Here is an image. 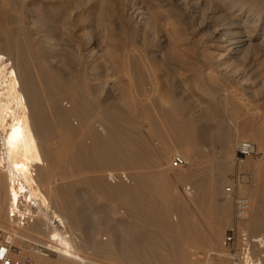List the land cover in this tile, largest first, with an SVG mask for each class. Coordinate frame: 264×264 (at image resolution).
<instances>
[{
  "label": "bare ground",
  "instance_id": "6f19581e",
  "mask_svg": "<svg viewBox=\"0 0 264 264\" xmlns=\"http://www.w3.org/2000/svg\"><path fill=\"white\" fill-rule=\"evenodd\" d=\"M40 1V11L29 13L31 17L37 18L42 27L38 29V38L30 35L32 32L24 27L21 0H0V28H5L0 32V36L6 44V49L0 50V226L7 225L8 208L19 197L22 196L28 201L36 200L40 208L39 217L25 232L29 233V236L33 233L40 237L35 239L38 243L51 236L60 247L56 250L57 257L66 264H98L84 254V251L89 249V232L87 231L85 238H81L79 245L74 246L78 241L73 238L70 229L73 224L72 215L68 210L61 211L60 206L53 202L56 194L52 200L54 191L74 190L82 181L92 189L99 188L101 193L105 192L109 200H117L119 196L125 195L120 205L128 209L130 213L127 214L137 223L167 221L169 228L173 229L172 222L175 221L177 229L184 227L187 247L185 256L189 255L191 250L198 252L199 249H212L213 242L222 239L220 221L216 225L211 224L207 239L191 237L195 231L187 209L190 206L199 209L204 203L211 205L215 198L223 196L224 200L219 201L216 210L222 219L227 218L232 200L224 193L225 186L222 194L220 192L223 185L221 175L209 174L208 177H203L205 179L194 183L191 192L189 188H185L184 191L189 192V199L180 205L179 221L174 216L167 219L165 215L171 207L170 198L172 199L170 187L166 184L169 180V170L162 168L159 159L161 156L167 161L168 149L162 151L165 147L161 149L157 143L156 147L151 149L146 144L147 149L144 151L142 141L133 139L134 137L125 132L128 125L138 124V120L126 115L117 104L108 102L107 99L100 103V99L93 96L94 87L89 85L86 67L84 70L77 68L79 66H76L75 52L72 50L76 48V30L71 20L72 0ZM157 2L155 10L162 8L174 20L183 17L187 24L194 25V21L204 27L208 45L224 53L231 61L240 63L242 58L248 59L252 56H259L264 61V0ZM53 7L61 8L54 10ZM210 20H214V23ZM174 22L178 24L179 21ZM171 23L176 30L178 25ZM221 52L219 54L222 56ZM107 62L110 71H115V74L120 71V54L109 52ZM131 70L134 71L135 79H140V71L129 64L130 73ZM211 78L209 77L210 80ZM210 97L214 99L213 95ZM219 103L227 105L225 99ZM13 107L15 111L11 110ZM5 112H9V116H5ZM206 112L207 109H203L200 116ZM168 118L164 112L160 120L170 126L172 120L169 121ZM184 118L183 116V120L176 121L177 130H171L172 136L177 140L185 137L182 131L185 129ZM145 121L156 127L159 120L146 117ZM236 139L237 136L226 138L222 146L223 153L213 169L220 172L232 169L230 162ZM250 140L259 148L262 147L258 138ZM130 144L133 145L131 150L127 149ZM158 150H161L159 157L156 155ZM189 153L188 149L185 153L188 160ZM185 156L182 158L185 159ZM155 158L158 161L153 165L154 171L147 170L144 162ZM240 166H243V170H248V164H244V161ZM156 175L164 181L153 179ZM54 176L60 180L66 177L73 180L55 186L51 184V178ZM186 177L184 174H177V178L181 180ZM145 181L149 184H144ZM253 181L254 185L241 184L238 193L249 201V210L239 228L254 234L264 231V181L260 169L253 172ZM143 188H150L157 195L145 199L141 196ZM136 231L135 233H138V230ZM23 232L12 231L17 237L22 236ZM29 236L25 238L29 239ZM100 238L98 249H102L107 236L101 235ZM33 255L48 261L39 255ZM257 264H263L262 260Z\"/></svg>",
  "mask_w": 264,
  "mask_h": 264
},
{
  "label": "rangeland",
  "instance_id": "374dc122",
  "mask_svg": "<svg viewBox=\"0 0 264 264\" xmlns=\"http://www.w3.org/2000/svg\"><path fill=\"white\" fill-rule=\"evenodd\" d=\"M21 3L24 27L32 32L30 35L38 37V29L42 27L38 24L37 18L31 17L29 13L39 12L42 1L21 0ZM72 4L71 20L76 30L74 32L76 48L72 50L75 52L73 54L76 66H79L77 68L81 67L84 70L86 67L89 85L94 87L93 96H97L100 103L107 99L108 102L117 104L126 115L138 120V124L128 125L125 132L134 137L133 139H140L144 151L147 149L146 144L151 149L156 147L157 143L161 149L165 147L162 151L165 149L169 151L167 161L159 155L161 150H158L159 153L156 151V155L160 156L162 168L169 170V180L166 184L170 187L172 199L170 198L171 207L165 215L167 219L174 216L179 221L180 205L188 201V194L193 191L194 183L205 179L203 177H208L209 174L221 175L223 179L221 194L229 177L237 173L246 175V184L254 185L253 172L260 169L264 181V61L261 57L242 58L240 63L231 61L224 53L208 45L204 27L194 21L192 22L194 25L187 24L183 17H177L176 20L179 22L175 23L176 20L167 15L164 9L155 10L157 0H72ZM59 8L61 7H53L54 10ZM171 22L178 25L177 31ZM3 29L5 28H0V32ZM4 41L0 36V50L6 49ZM109 52H117L122 58L120 71L116 74L115 71H110L107 62ZM129 64L140 71V79H135L134 71L131 70L130 73ZM209 77H212L211 80ZM207 94L213 95L214 99ZM222 99L227 102L226 106L219 103ZM13 109L14 107L11 110L15 111ZM203 109H207V112L200 116ZM192 111H196L197 114ZM6 112L3 114L9 116L10 113ZM164 112L168 115V120H172L170 126L160 120ZM183 116L185 129L182 131L185 137L177 140L172 136L171 130L176 129V123L183 120ZM146 117L159 120L157 126H150L145 121ZM230 136L238 137L232 151L233 158L230 162L232 169L220 172L213 167H216L217 159L223 153L224 141ZM251 138H258L262 147L259 148L255 142L252 143ZM241 142H249L255 149L254 156L244 160V164H248V170H243V166L235 162L236 149ZM132 148L133 145L130 144L127 149ZM188 149L190 160L185 156ZM174 156H185L187 165L172 167L170 163ZM151 161L144 164L147 170L154 171L153 165L158 160L155 158ZM177 174L182 176L184 174L187 177L181 180L177 178ZM154 178L164 181L158 175ZM72 180L73 178L69 177L60 180L54 176L51 178V184L58 186L61 182ZM103 181L105 182V178ZM144 184L148 185L149 182L145 181ZM185 188L190 189L188 193L184 191ZM90 189L92 188L81 181L74 190L54 191L52 195L53 197L56 194L57 200L55 196L52 200L55 199L53 202L60 206V210H68L72 215L73 224L70 229L73 238L78 241L74 246L79 245L81 238H85L89 232L92 247H95L93 252L91 248L84 251L89 260L98 264H128L131 255L136 261L152 260V264H179L181 256L174 255L169 250L167 239L174 240L172 244L175 245V250L179 248L185 253L187 247L184 227L177 229L175 227L177 222L173 221L174 228L166 233L157 220L152 221L150 225L134 226L135 220L127 214L128 209L120 205L125 195L119 196L117 200H109L108 195L105 192L101 193L99 188ZM141 193L145 199L157 195L150 188H143ZM223 200V196H219L211 205L204 203L199 209L192 206L187 209L195 231L191 237L207 239L211 224L216 225L220 221L222 239L213 242L212 249H199L198 252L191 250L190 256H185V264H231L224 246V234L233 222L234 205L230 201V214L222 219L217 213L216 205ZM121 221L124 223L120 225ZM134 230L143 234L147 232L155 234L151 237L140 235L138 241L133 236ZM25 231H22L21 237L18 235L19 238L15 235V245L20 248L21 254L12 257L21 260L29 257L33 261L32 264H51L50 262L55 264L57 255L49 256L46 261L28 251L30 245L22 242L23 237L29 236ZM247 233L252 239L264 238V231ZM101 235L115 237L120 252L113 247H108L105 253L101 252L102 249L96 248L101 243ZM36 236L30 233L27 240L34 243L35 239L40 238ZM87 238L89 240L88 236ZM161 240H166L165 244ZM41 243L43 242L36 241L34 244ZM142 248L145 251H142ZM263 251L256 247L253 252L255 256L263 257L264 264Z\"/></svg>",
  "mask_w": 264,
  "mask_h": 264
},
{
  "label": "built area",
  "instance_id": "2783aa9c",
  "mask_svg": "<svg viewBox=\"0 0 264 264\" xmlns=\"http://www.w3.org/2000/svg\"><path fill=\"white\" fill-rule=\"evenodd\" d=\"M255 154L254 146L249 142L239 143L236 153L235 162L240 164L245 159L253 157ZM171 166L175 168L184 167L187 162L181 156H174ZM247 183V177L244 174L237 173L231 175L224 188V193L228 196L234 205L233 222L226 229L224 234V246L227 250L228 260L231 264H257L262 260V256L254 255V248L264 250V238L259 237L252 239L247 231L240 227V223L244 220L249 210V201L246 197L237 193V188L241 184ZM39 206L37 201L25 200L22 196L14 201L8 208L7 225L0 227V264H32L31 258L14 259L12 256H19L21 250L15 245L16 237L12 231H24L31 226L39 217ZM262 241L260 242V239ZM258 240V241H256ZM23 243L30 245L29 252L39 255L42 258H49L56 255L59 245L54 242L51 236L46 237L42 245L30 243L27 239L22 240Z\"/></svg>",
  "mask_w": 264,
  "mask_h": 264
},
{
  "label": "crops",
  "instance_id": "0c3cea01",
  "mask_svg": "<svg viewBox=\"0 0 264 264\" xmlns=\"http://www.w3.org/2000/svg\"><path fill=\"white\" fill-rule=\"evenodd\" d=\"M134 220V219H133ZM158 221V220H157ZM122 223H124V222H122L121 221V223H119L120 225L122 224ZM134 226H140V225H142V224H145V225H150V223H142V222H139V223H137L136 221H134ZM152 224V223H151ZM162 227H164V229H165V232L167 233V231H169L171 228H169V225H168V223H167V221L166 222H160L159 223ZM135 232H137V231H135L134 230V234H133V236L139 241V239H140V235H143V236H145V237H151L152 235H154L155 233H150V234H146V233H141L140 231H138V233H135ZM165 232H164V234H165ZM160 234H163V233H160ZM181 237H183V235L181 236ZM116 238L115 237H112V235L110 236V235H107V240L106 241H103V243H105L104 245H102V251L101 252H103V253H105L106 251H107V249H108V247H113L114 249H117L119 252H120V246L117 244V243H115L116 242V240H115ZM162 241V243L163 244H165V242H166V240H161ZM174 240L173 239H167V242H169L168 244H167V246L169 247V250L172 252V253H174V255L176 254L177 256H181V260H180V262H179V264H185V261H183V260H185V253L184 252H182L181 250H179V248H177L176 250H175V245L174 244H172V242H173ZM108 243V244H107ZM88 247L89 248H91V251L93 252V251H95L94 250V248L95 247H92V244H91V240H89L88 241ZM98 247V246H97ZM96 247V248H97ZM110 250V249H109ZM108 250V251H109ZM144 249L142 248V251H143ZM178 250V251H177ZM145 251V250H144ZM99 252V251H98ZM142 255V254H141ZM144 255V254H143ZM135 256V255H134ZM150 257L152 256V255H149ZM135 257H131V255H130V258H129V263L128 264H152V260H145V261H136L135 259H134ZM134 259V260H133ZM153 259V258H152ZM62 261H64V260H62V259H59L58 257L56 258V260H55V264H66L65 263V261L64 262H62ZM51 264H52V262H50ZM103 264V263H102Z\"/></svg>",
  "mask_w": 264,
  "mask_h": 264
}]
</instances>
